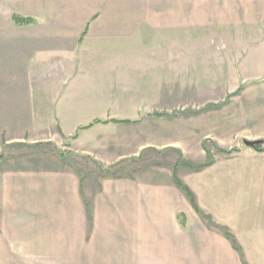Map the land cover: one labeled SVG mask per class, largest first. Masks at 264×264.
I'll use <instances>...</instances> for the list:
<instances>
[{"label": "crops", "instance_id": "obj_1", "mask_svg": "<svg viewBox=\"0 0 264 264\" xmlns=\"http://www.w3.org/2000/svg\"><path fill=\"white\" fill-rule=\"evenodd\" d=\"M3 1L0 264H264V0Z\"/></svg>", "mask_w": 264, "mask_h": 264}, {"label": "rangeland", "instance_id": "obj_2", "mask_svg": "<svg viewBox=\"0 0 264 264\" xmlns=\"http://www.w3.org/2000/svg\"><path fill=\"white\" fill-rule=\"evenodd\" d=\"M227 2H228V5L231 7L236 6V8H237V5H239L240 10L241 9H247V8L249 9V8H251L253 6H257V5L262 6L261 5L262 0H227ZM231 4H233V5H231ZM12 6L13 5H10V4L5 5L4 1L0 0V36L39 37V36H50V35H60V34L61 35H65V34L80 35L82 32H85V31H87L88 34L91 33V31L88 29L89 27L77 28V29H63V28L55 29V28H38V27H36V25L31 26V27H28V26L17 27L16 25H14V26H11V25L3 26L2 24L5 23L4 21L5 20H11L13 13L16 12V11L10 10V8ZM36 6H37V4L36 5L33 4L30 8H36ZM24 7H25V9L29 8L26 4H24ZM39 7L41 8L42 6L40 5ZM28 12L31 13V15L33 16V13L31 11H28ZM34 13H35L34 16L39 15V13H42L43 17H45L46 19L52 18L51 17L52 14L50 12L46 13V12L37 11V13L36 12H34ZM172 14L173 13L171 11L166 10V9H161V10L155 9L152 11L149 10L146 13H141L138 16V19H146L149 26H155V24L157 26H159V25H164L165 23L166 24L170 23L172 21ZM226 14L228 16V13H226ZM260 14L262 15V13H260ZM114 15L118 16V19L125 21L130 17L131 13L121 12V13H114ZM217 15H220V14L218 13ZM239 16H240V20L241 19L248 20V18H250V13H245V16H244L243 12H240ZM261 18H263V17H261ZM228 19H230V17H228ZM233 19H238V18L233 17ZM15 23H17V22L15 21ZM41 23H43V21H39V25H41ZM138 23H139V25L140 24L142 25L144 23V21L138 22ZM88 24L89 25L93 24L91 19H90ZM227 25L231 26L229 22H227ZM137 28H142V29H140V32L144 33V35L147 34V32H146L147 30H150L154 34H149V35H153L155 37L158 36V37H162V38L166 39L165 43H163L161 45H149L148 46L149 51H154V50H156V48H157V50H159L160 47L164 51H171V38H172V32H173V28L171 27V25L169 27L164 26L162 28L161 27L160 28H157V27H152V28L137 27ZM212 29H217V28H212ZM103 30H108V29H103ZM115 30H120V29H115ZM128 30L130 31L131 29H128ZM260 30L264 31V25H261ZM209 31H211V30H209ZM61 32H64V34ZM233 33H234V31H233ZM212 36H214V34H212ZM227 36L229 37L230 34H228ZM196 39H197V42L195 44L196 51L209 50L207 48L209 45L199 41L200 39H203V38L197 37ZM227 39H229V38H227ZM16 45L19 46V44H16ZM225 45L232 47L234 44H232L230 41H228L225 43ZM210 46H214V45H210ZM217 46H219V48ZM220 46H221V43H216L215 48H217V49H213V50L214 51H220L221 53H225L227 51V49L221 48ZM144 50L145 49H143V51ZM228 55H229L228 57H230V50H229ZM232 78H234V77H228V82ZM143 110H144V112H146V111H150V110H156V108L151 109V107L146 106L143 108Z\"/></svg>", "mask_w": 264, "mask_h": 264}, {"label": "trees", "instance_id": "obj_3", "mask_svg": "<svg viewBox=\"0 0 264 264\" xmlns=\"http://www.w3.org/2000/svg\"><path fill=\"white\" fill-rule=\"evenodd\" d=\"M14 18L18 21L19 24H22V25H28V24H31V22H32V19L31 18H22V17H20L18 15H15ZM263 144H264V142H261L259 145L255 146V148L256 149H259V147L262 146ZM176 183L180 187V189L185 192V194L189 197V199H191V201L194 202V197L189 192V190L185 186H183L182 184H180L177 180H176ZM228 237L231 240L234 248L235 249H238V246L236 245V242L234 241V239L231 236H229V235H228Z\"/></svg>", "mask_w": 264, "mask_h": 264}, {"label": "water", "instance_id": "obj_4", "mask_svg": "<svg viewBox=\"0 0 264 264\" xmlns=\"http://www.w3.org/2000/svg\"><path fill=\"white\" fill-rule=\"evenodd\" d=\"M262 141H256V142H251V141H247L246 142V146L248 147H255L257 145H259Z\"/></svg>", "mask_w": 264, "mask_h": 264}]
</instances>
